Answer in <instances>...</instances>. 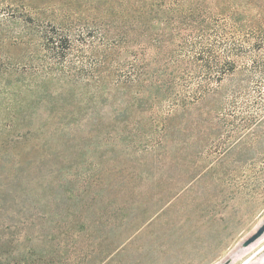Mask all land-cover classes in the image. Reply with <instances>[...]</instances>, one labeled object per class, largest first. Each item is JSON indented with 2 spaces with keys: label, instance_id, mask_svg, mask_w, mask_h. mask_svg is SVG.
<instances>
[{
  "label": "trees",
  "instance_id": "1",
  "mask_svg": "<svg viewBox=\"0 0 264 264\" xmlns=\"http://www.w3.org/2000/svg\"><path fill=\"white\" fill-rule=\"evenodd\" d=\"M7 3L24 28L0 43V264H65L48 229L65 235V200L141 197L165 162L189 184L201 165L180 152L221 138L223 107L264 112V0Z\"/></svg>",
  "mask_w": 264,
  "mask_h": 264
},
{
  "label": "rangeland",
  "instance_id": "2",
  "mask_svg": "<svg viewBox=\"0 0 264 264\" xmlns=\"http://www.w3.org/2000/svg\"><path fill=\"white\" fill-rule=\"evenodd\" d=\"M35 1L45 7L60 0ZM16 6L0 0V43L4 36H19L24 28V23L12 21V15H21ZM45 11L39 14L42 19ZM13 51L12 67L26 71L18 61V50ZM4 61L0 46L1 67ZM259 113L253 103L221 109V122L212 124L221 129V138L195 137L194 148L180 152L182 160L201 165V177L189 184L179 181L186 176L183 167L165 162L152 173L158 177L137 184L144 193L141 197L110 201L99 197L88 200L79 211L73 208V215H68L71 202L65 200V235H58L64 229L54 222V229L48 227L56 235L54 245L65 237L64 263L218 264L226 257H237L232 264H264V235L249 248L237 249L264 219V112ZM250 115L257 117L245 121ZM4 117L2 108L0 126ZM220 157L219 169L203 175L202 169ZM217 207L220 212L210 215Z\"/></svg>",
  "mask_w": 264,
  "mask_h": 264
},
{
  "label": "water",
  "instance_id": "3",
  "mask_svg": "<svg viewBox=\"0 0 264 264\" xmlns=\"http://www.w3.org/2000/svg\"><path fill=\"white\" fill-rule=\"evenodd\" d=\"M264 235V219L258 225V227L247 237L241 240L237 246V249L245 250L253 245L257 240H259ZM234 260L230 257H226L224 260L218 264H232Z\"/></svg>",
  "mask_w": 264,
  "mask_h": 264
},
{
  "label": "bare ground",
  "instance_id": "4",
  "mask_svg": "<svg viewBox=\"0 0 264 264\" xmlns=\"http://www.w3.org/2000/svg\"><path fill=\"white\" fill-rule=\"evenodd\" d=\"M258 241H259V240H258ZM238 256H240V254H239ZM230 258H232V259L235 261L237 257H230Z\"/></svg>",
  "mask_w": 264,
  "mask_h": 264
}]
</instances>
